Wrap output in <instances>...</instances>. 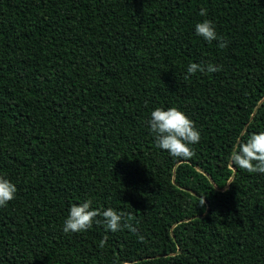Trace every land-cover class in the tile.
Masks as SVG:
<instances>
[{
    "label": "trees",
    "instance_id": "1",
    "mask_svg": "<svg viewBox=\"0 0 264 264\" xmlns=\"http://www.w3.org/2000/svg\"><path fill=\"white\" fill-rule=\"evenodd\" d=\"M204 19L225 47L194 35ZM190 62L221 70L185 79ZM155 107L194 122L190 158L154 147ZM259 131L264 0H0V175L17 188L0 264H264V175L227 159ZM85 199L135 233H62Z\"/></svg>",
    "mask_w": 264,
    "mask_h": 264
},
{
    "label": "clouds",
    "instance_id": "2",
    "mask_svg": "<svg viewBox=\"0 0 264 264\" xmlns=\"http://www.w3.org/2000/svg\"><path fill=\"white\" fill-rule=\"evenodd\" d=\"M200 15H205V10H200ZM194 35L204 42H217V47L223 48L226 42L217 36L213 23L207 19L194 25ZM220 65L208 63L200 64L190 62L185 69V79L195 73H214L220 71ZM148 131L153 138L154 147L165 151L170 157L190 158L193 155L190 145L197 144L200 140V132L194 122L184 112L176 107H155L149 113L147 120ZM244 134L242 133V136ZM228 162L235 168L248 173L264 175V131L247 134L245 138L237 137L228 154ZM231 183V182H229ZM17 188L5 176L0 175V207H5L14 199ZM204 200L198 206H203ZM100 217V219H96ZM93 223L102 224L109 232L115 233L122 227L135 233L136 229L131 225H122V214L111 207L103 210L92 208L91 201L85 199L79 204L69 207L66 217L62 221L60 231L64 234L83 233L90 229ZM106 237L100 241L102 247Z\"/></svg>",
    "mask_w": 264,
    "mask_h": 264
}]
</instances>
